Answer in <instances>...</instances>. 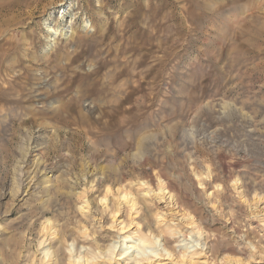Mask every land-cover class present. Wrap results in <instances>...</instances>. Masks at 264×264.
<instances>
[{
    "label": "rangeland",
    "instance_id": "1",
    "mask_svg": "<svg viewBox=\"0 0 264 264\" xmlns=\"http://www.w3.org/2000/svg\"><path fill=\"white\" fill-rule=\"evenodd\" d=\"M119 175L193 214L177 255L264 264V0H0V264L109 248Z\"/></svg>",
    "mask_w": 264,
    "mask_h": 264
},
{
    "label": "bare ground",
    "instance_id": "2",
    "mask_svg": "<svg viewBox=\"0 0 264 264\" xmlns=\"http://www.w3.org/2000/svg\"><path fill=\"white\" fill-rule=\"evenodd\" d=\"M64 21L62 25L64 24L66 25ZM88 25L86 24V26ZM57 34L58 31H56L55 29L50 31L49 37L51 43L48 46L49 49H51L54 46L55 44L54 41ZM102 178L103 177L101 176L99 180H101ZM158 183L159 184L157 185H153V183L148 181H140V180L132 181V180H128V178H126L124 175H119L118 180L115 183L116 185H118L117 188L114 189L116 191H113V188L110 185H107L105 189V193L101 196H98L97 200H95L96 204H94L95 201L93 200L89 201V199L86 200L85 198L87 203L83 204L82 206L80 205V209L82 210V213L87 210L89 212L90 209H93V212H99L98 214H100V217L104 222L106 219H110V223H108L109 226L106 229H108L107 231L109 233H112L111 235H113L114 241L109 248L103 247L99 249L98 252H94V253H91L90 250H87L88 248H86L84 245L80 246L81 249H83L84 247L85 254L81 255L82 253H80L78 256H75L76 258L74 257L73 259L74 264H120V260L126 261V264L200 263V262H196V255H199L202 250L200 251L195 250L190 253L184 250L180 255H177L174 252L173 247L170 245L171 235L174 236L178 232H180L182 236L188 233L201 234L203 230L201 229L199 223H197V221L194 219L193 214L188 212L189 210L187 211L186 210L187 208L185 209L183 204H181L180 199H178L177 193H175V191L172 189L170 184L162 179H159ZM236 184L238 183L236 182ZM217 186L218 185H216V187ZM110 193L112 194L115 193L113 195L114 196L113 198L108 197ZM86 207L87 210L84 211V208ZM258 207L260 209L258 211V214L256 215L264 216V201H262L258 205ZM253 212H255V210ZM263 219L264 217L261 219L262 222ZM49 221L47 223H49ZM119 238H122L121 241H124L125 247L123 246L124 247L123 250L119 252L120 257L118 259L117 256L119 254H116L117 250L115 248L117 246L116 243L118 242L116 240H118ZM203 239H206V236ZM46 240H47V236H46ZM61 242L62 241L59 239L54 243L53 242L49 243L48 252L45 253V255H43L45 256L44 259H46V257L48 256V259H46L47 260L46 264H63L62 262L63 257L60 256L63 247L62 248L59 247L61 245ZM151 243L159 244V246H161V249H156L155 251L152 250L151 254H147L144 251L145 254H142L143 256H138V254H132L135 253V251L137 250H145V247L146 246L149 247ZM203 244H207V243L205 242ZM208 253L209 251L205 252V255H207L206 256L207 260L210 257ZM217 260L218 259L216 260L212 259L211 261H214L216 263ZM202 263L205 264V262Z\"/></svg>",
    "mask_w": 264,
    "mask_h": 264
}]
</instances>
